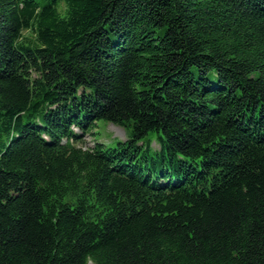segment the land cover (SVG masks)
Wrapping results in <instances>:
<instances>
[{"label":"trees","instance_id":"16d2710c","mask_svg":"<svg viewBox=\"0 0 264 264\" xmlns=\"http://www.w3.org/2000/svg\"><path fill=\"white\" fill-rule=\"evenodd\" d=\"M90 262L264 264V0H0V264Z\"/></svg>","mask_w":264,"mask_h":264},{"label":"rangeland","instance_id":"374dc122","mask_svg":"<svg viewBox=\"0 0 264 264\" xmlns=\"http://www.w3.org/2000/svg\"><path fill=\"white\" fill-rule=\"evenodd\" d=\"M25 33L27 36H31L30 32L25 31ZM157 135L155 131L149 134L150 137L154 138L152 143L154 149L160 147ZM127 138L128 134L124 127L111 121L101 119L93 125L91 132L85 135L82 145L92 147L95 142H102L106 146H116L119 141H125ZM89 264L93 263L90 262Z\"/></svg>","mask_w":264,"mask_h":264}]
</instances>
